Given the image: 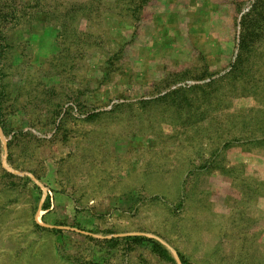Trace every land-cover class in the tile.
<instances>
[{
  "label": "rangeland",
  "instance_id": "1",
  "mask_svg": "<svg viewBox=\"0 0 264 264\" xmlns=\"http://www.w3.org/2000/svg\"><path fill=\"white\" fill-rule=\"evenodd\" d=\"M13 2L0 264H264V0Z\"/></svg>",
  "mask_w": 264,
  "mask_h": 264
},
{
  "label": "trees",
  "instance_id": "2",
  "mask_svg": "<svg viewBox=\"0 0 264 264\" xmlns=\"http://www.w3.org/2000/svg\"><path fill=\"white\" fill-rule=\"evenodd\" d=\"M19 10L17 9V6L14 4L13 0H0V22L3 29V26L6 27L7 24L11 23L12 20H14V16L18 15ZM15 21V20H14ZM244 27V26H243ZM244 32L246 31V28H243ZM242 34L241 38L245 37V34ZM2 34V31H0V36ZM240 38V40H241ZM240 44V50H241V41Z\"/></svg>",
  "mask_w": 264,
  "mask_h": 264
}]
</instances>
